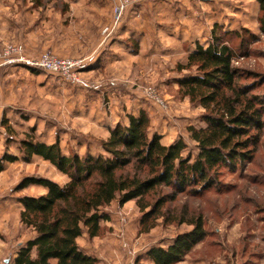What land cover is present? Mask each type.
Instances as JSON below:
<instances>
[{
    "label": "rangeland",
    "instance_id": "374dc122",
    "mask_svg": "<svg viewBox=\"0 0 264 264\" xmlns=\"http://www.w3.org/2000/svg\"><path fill=\"white\" fill-rule=\"evenodd\" d=\"M88 1L0 0V158H17L0 173V264H12L19 244L34 238L19 222L18 199L45 193L36 186L16 191L19 183L32 177L60 186L68 181L37 157L23 161L20 141L57 142L63 154L96 155L109 129L119 122L127 125L122 100L132 108L135 99L150 119L149 134L159 135L166 145L181 139L187 146L184 155L194 159L196 144L186 127H203L205 113L178 93L177 80L195 70L179 71L177 66L185 64L197 44L206 47L212 31L237 53L235 68L252 73L244 74L241 84L251 88L250 95H264V35L255 0H137L119 18L114 12L118 0ZM113 38L124 46L136 39L137 45L100 71L83 68L74 86L15 62L48 53L85 65L102 39L108 44ZM13 47L17 53L4 57ZM109 88L113 101L105 91ZM103 119L108 126H99ZM219 172L218 189L196 199L181 195L166 206L200 214L207 231L205 240L178 264H264V130L253 162L234 173ZM104 212L109 220L101 224L98 236L82 234L77 242L96 264H151L138 257L190 230L159 219L151 231L140 233L141 213L134 201L121 206L115 200Z\"/></svg>",
    "mask_w": 264,
    "mask_h": 264
},
{
    "label": "trees",
    "instance_id": "16d2710c",
    "mask_svg": "<svg viewBox=\"0 0 264 264\" xmlns=\"http://www.w3.org/2000/svg\"><path fill=\"white\" fill-rule=\"evenodd\" d=\"M255 1L264 35V0ZM210 39L206 47L197 44L185 64L177 66L179 71L195 70L177 80L178 93L205 113L203 127H186L196 144L194 159L184 155L187 146L181 139L166 145L159 135L149 134L150 119L143 110L129 116L127 125L119 122L109 129L96 155H66L57 142L45 144L33 138L19 142L23 161L37 157L68 181L60 186L48 178L32 177L19 183L16 191L36 186L45 193L18 199L19 222L34 238L19 244L12 264H96L77 241L82 234L90 239L98 236L101 224L109 220L104 209L115 200L121 206L135 202L141 213L140 233L151 231L159 219L165 225L190 228L167 246H152L138 257L151 264H178L205 240L200 214L187 208L169 211L166 206L181 195L196 199L218 189L219 171L234 173L253 162L264 130V95H250L251 88L241 84L244 74L252 73L235 68L237 53L230 44L213 31ZM16 161L3 154L0 173L6 163Z\"/></svg>",
    "mask_w": 264,
    "mask_h": 264
},
{
    "label": "built area",
    "instance_id": "2783aa9c",
    "mask_svg": "<svg viewBox=\"0 0 264 264\" xmlns=\"http://www.w3.org/2000/svg\"><path fill=\"white\" fill-rule=\"evenodd\" d=\"M138 2L137 0H118V3L114 9L115 15L117 18L121 15V11ZM18 51L17 47L9 48L4 57L14 56ZM9 60V59H5ZM15 62L24 64L26 66H30L36 70H40L42 72H46L52 75H56L60 77L64 82L69 85H78L80 83V79L78 77L80 71L84 68L83 64L78 61L71 60H62L56 59L49 55L48 53H44L40 58L35 60L24 59L23 57H18Z\"/></svg>",
    "mask_w": 264,
    "mask_h": 264
},
{
    "label": "crops",
    "instance_id": "0c3cea01",
    "mask_svg": "<svg viewBox=\"0 0 264 264\" xmlns=\"http://www.w3.org/2000/svg\"><path fill=\"white\" fill-rule=\"evenodd\" d=\"M104 1L103 0H90L87 3H91V4H98V3L101 4L102 3L103 4ZM101 42L102 43H99L91 52H89V58L85 62V65H84L85 67L83 69L87 73L89 71L92 73H95L96 71H100V69L104 63L117 61V58L119 57L118 55L120 53L125 52L126 54H130L132 52L133 44L137 45L136 39H134V40L129 39V41L127 43H125V46L122 45L123 43L120 40H118V39L116 40L115 38L112 39V41H111L112 43L109 42L108 44H105L103 42V39ZM105 47H107V49ZM111 47L114 49L112 50ZM108 52H111L112 54L108 53ZM107 54L108 55L110 54L111 56L115 57L114 60L111 61L112 58L109 59V57H107ZM105 91L107 92V94H109L108 96H109L110 100L113 101L114 97H112L113 94H111L112 90H110V88H109V89H106ZM114 103H115V101H114ZM122 104H123V106L121 107V109L127 115L126 116V124H128V117L134 116V114L136 115L135 111H137V113H138L139 110H142L141 109L142 107L140 105H138L139 103L135 99H133V102L131 103L132 108H128L130 106V104L124 100H122ZM97 122H98L99 126H104V124H105V126H108V123H106L107 121L105 119H103L101 121L99 120ZM89 256H91V255H89Z\"/></svg>",
    "mask_w": 264,
    "mask_h": 264
}]
</instances>
